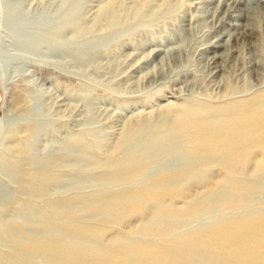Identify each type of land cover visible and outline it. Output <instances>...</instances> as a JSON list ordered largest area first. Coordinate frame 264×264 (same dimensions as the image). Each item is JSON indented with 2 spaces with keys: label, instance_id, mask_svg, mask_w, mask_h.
Returning a JSON list of instances; mask_svg holds the SVG:
<instances>
[{
  "label": "rangeland",
  "instance_id": "obj_1",
  "mask_svg": "<svg viewBox=\"0 0 264 264\" xmlns=\"http://www.w3.org/2000/svg\"><path fill=\"white\" fill-rule=\"evenodd\" d=\"M23 4L31 12L44 8L47 26L66 27L62 39L48 36L47 47L74 50L86 42L97 54L81 65L69 54L45 53L32 39L23 44L27 50L15 48L0 33V264H33L20 250L32 242L40 245L36 264H44L46 253L59 248L52 236L75 230L77 241L103 252L121 245L144 252L148 243L168 249L192 230L264 221V137L236 169L241 180L229 182L211 162L169 182L158 209H171L178 220L159 228L153 202L115 211L124 191L149 177L111 178L119 160L143 157L146 139L178 132L185 115L219 122L232 106L264 101V0ZM227 186L246 204L233 200L220 216L181 220ZM213 253L217 264L226 261L222 249Z\"/></svg>",
  "mask_w": 264,
  "mask_h": 264
},
{
  "label": "bare ground",
  "instance_id": "obj_2",
  "mask_svg": "<svg viewBox=\"0 0 264 264\" xmlns=\"http://www.w3.org/2000/svg\"><path fill=\"white\" fill-rule=\"evenodd\" d=\"M26 9L23 0H0V33L13 39V47L27 50L23 44L32 39L36 42V46L45 50V53L56 54L60 57L69 54V57H73L72 59L81 65L97 54L95 46L86 42L82 43L79 48L75 47L74 50H68L66 44L65 46L60 44L58 47L55 45L47 47L48 36L52 38L57 36L62 39L66 27L60 22L58 27L47 26L45 20L47 11H44V8L43 10L36 9L34 12ZM15 39L18 40L15 41ZM226 111L225 118L219 122L195 121L191 120L190 115H185L188 118L180 125L178 132H166L148 137L145 141L147 151L143 157L126 156L119 160L116 163V170L111 174L113 180L132 181L146 176L149 179L136 189L131 188L124 191V194L120 196L121 199H118L115 204V211L124 210L131 205L143 210L149 202H153L158 209L161 205L160 197L169 193L166 185L173 180L189 179L192 175L187 172V169L193 167L195 163L199 164V168L200 166L207 168L211 162H217L226 170L229 182L238 180L236 169L260 145L259 139L264 137L262 126L264 125V101L232 106ZM69 141L71 140L65 142ZM172 172L178 174L175 175ZM227 188L228 186L223 189L220 196L212 197L211 195L201 203L197 207L199 213L183 214L180 216V218L184 217L181 220L189 223L197 219L199 214V216H220L219 211L223 205L233 206L236 202L241 205L246 204L247 200L242 194V198L239 199L240 194L232 195L235 187ZM64 209L62 213L67 218L70 216L67 212L71 206H65ZM95 211L103 212L104 210L97 207ZM166 211L161 210V214L156 213L158 214L156 218H162L161 221L157 220L156 227H161V224H166L171 219L173 221L177 219V213L171 209ZM249 220L244 219L240 223L243 225L241 227L234 224V226L224 227L219 225V227L206 228L203 231L198 229L189 231L176 236L170 248L165 250L153 246L154 243H148L143 246L148 248L144 252L137 249L135 245H131L130 248L124 245L108 247L109 251L105 252L104 249L103 252L94 249L92 245H84L82 241H77L74 235L80 236L81 234L80 231L75 230L67 237H63L66 241L62 240V236H52L50 242H54L59 248L46 253L47 259L44 260V264H217L213 260V248L216 246L222 249L223 257L226 259L218 264H258L264 259V244L262 243L264 221ZM39 246L32 242L20 250L25 258L29 257L32 263L36 264L35 256ZM71 247L73 250L70 249Z\"/></svg>",
  "mask_w": 264,
  "mask_h": 264
}]
</instances>
